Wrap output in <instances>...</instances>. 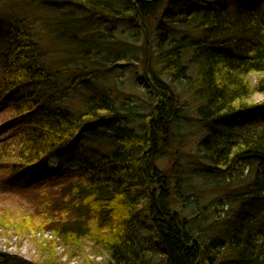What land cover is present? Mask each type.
Masks as SVG:
<instances>
[{
  "label": "trees",
  "instance_id": "obj_1",
  "mask_svg": "<svg viewBox=\"0 0 264 264\" xmlns=\"http://www.w3.org/2000/svg\"><path fill=\"white\" fill-rule=\"evenodd\" d=\"M32 1L69 6L57 13L73 36L115 10L110 0ZM113 6L145 36L143 79L153 96L139 128L97 90L95 69L79 68L70 85L44 91L43 83L73 70L45 63L38 31L25 20L0 28V106L14 133L2 146L0 173L34 176L22 218L71 253L64 261L50 241L38 260L0 252V264H70L87 241L108 257L86 264H264V0ZM153 19L159 32L151 39ZM152 57L160 73L149 66ZM252 74L260 76L254 84ZM82 84L92 101L75 111L64 97ZM256 93L263 100L249 102ZM191 107L205 133L194 154L177 149L164 169L159 161L187 138ZM81 137L110 152L91 160ZM55 155L62 163L71 157V169L50 168Z\"/></svg>",
  "mask_w": 264,
  "mask_h": 264
},
{
  "label": "rangeland",
  "instance_id": "obj_2",
  "mask_svg": "<svg viewBox=\"0 0 264 264\" xmlns=\"http://www.w3.org/2000/svg\"><path fill=\"white\" fill-rule=\"evenodd\" d=\"M116 2L117 0H110L111 8L115 10L119 9L113 6ZM69 10L70 7L62 3L44 7L40 2L32 0H0V28H8L6 23L15 25L25 20L24 23L32 25L38 31L45 63L53 70H73L59 76L53 82L43 83L44 91L47 92L61 85H70L75 77L80 76L79 68L95 69L97 73L92 76V79L97 90L99 89L103 96L109 94L111 104L125 114L124 120L131 127L139 128L145 121L144 116L150 112L149 104L153 96L149 93L147 83L143 79L146 64L145 36L141 32L138 33L139 28L133 27L128 20L122 19L113 9L109 10L112 13L101 14V19L91 29L88 28L85 32H78L73 36L72 31L63 27L67 25L57 13V11L63 13ZM160 14H162L161 11L157 15ZM149 22L151 26H148L150 29L148 37L153 39L155 33L159 32L158 21L153 19ZM135 34L139 36L135 37ZM93 36L97 41L90 39ZM127 42L130 47L120 45ZM110 44H113L114 48L104 52L96 53L97 49L92 48L96 45L101 47ZM153 51L151 47L150 52ZM149 66L160 73V66L154 62L153 57L149 61ZM259 77L252 74V84L256 83ZM84 87L85 85L82 84L72 94L64 97L68 101L66 103L75 111H82V106L88 104L89 100L90 103L92 101V92H88V89ZM262 100L263 95L256 93L249 102ZM190 111L192 113H188V117L191 121L185 124L190 128L187 138L183 143L176 142L172 151L159 161L164 169L170 167V164L175 161V153H173L175 150L194 154L195 143L205 133L203 127H200L196 121L198 116L195 110L191 107ZM12 125L13 122L7 110L0 106V161L5 159L2 146L13 141ZM80 141H85L83 145L89 148L91 160L99 156L101 152H110L111 147L103 145L102 142H89L83 137ZM68 160L70 163H67ZM61 164L63 168L71 169L72 158H65L64 163L57 155L47 160V165L54 170ZM34 175L38 176L35 172ZM35 181L34 176L28 172L18 176L0 173V252L17 254L27 260L35 261L41 258L40 251L44 249L46 243L52 241L57 246V254L65 261L71 253L62 245L60 239H54L52 232L35 229L33 221H29V224L22 218L23 213L31 208L30 202H26V195H29L30 189L36 185L33 183ZM107 257L106 254H98L92 250L91 243L87 241L84 253L71 257L70 264H86V258L100 262Z\"/></svg>",
  "mask_w": 264,
  "mask_h": 264
}]
</instances>
